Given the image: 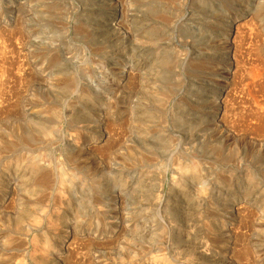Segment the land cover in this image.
Listing matches in <instances>:
<instances>
[{"label":"rangeland","instance_id":"obj_1","mask_svg":"<svg viewBox=\"0 0 264 264\" xmlns=\"http://www.w3.org/2000/svg\"><path fill=\"white\" fill-rule=\"evenodd\" d=\"M111 1L0 0V264H264V119L239 75L220 111L231 49L189 72L230 14L264 64V0Z\"/></svg>","mask_w":264,"mask_h":264},{"label":"bare ground","instance_id":"obj_2","mask_svg":"<svg viewBox=\"0 0 264 264\" xmlns=\"http://www.w3.org/2000/svg\"><path fill=\"white\" fill-rule=\"evenodd\" d=\"M147 1V0H146ZM197 1V0H196ZM205 1V0H204ZM209 1V0H208ZM107 2H108V0H107ZM195 2V1H194ZM21 3L22 2H16L13 6H11V8L10 9H12V11L16 14V19H15V21H14V27L12 28L13 30V33L14 34H16V33H18L19 32V30L23 27V23H24V21H23V17H22V15H21V12L23 11H21L20 12V9H21ZM125 4V3H124ZM197 4V3H196ZM195 4V5H196ZM23 5V4H22ZM109 6H115L116 7V9H117V12L115 13V20H116V25H118L119 27H123L124 29H125V27L127 26V20H126V18L128 17H126L125 18V12H124V5H123V2H122V0H112L109 4H108ZM194 5V4H193ZM183 6V5H182ZM197 8L199 7L200 8V6H196ZM27 8V7H26ZM205 9H207V8H205ZM28 10V9H27ZM48 10V9H47ZM180 10V9H179ZM194 10V9H193ZM6 11V10H5ZM10 11V10H9ZM26 11V10H25ZM24 11V12H25ZM175 12V11H174ZM3 12H0V15L2 14ZM200 13V12H199ZM4 14V13H3ZM176 14V13H175ZM213 14V13H212ZM211 14V15H212ZM229 14V13H228ZM23 15H25V14H23ZM26 15H27V13H26ZM146 16V15H145ZM177 16H178V14H177ZM230 16V19L232 20V25H229V28L228 29H226V31H225V36L226 37H228L229 38V41H228V38H223V37H212L211 36V38H210V40H209V44L208 43H206V42H204V43H201L199 46V48H200V50L202 51V53H203V55L202 56H199V57H197V58H195L194 59V61L192 62V63H190V68H191V70H189V72L191 73L192 72V74H198V75H200L204 70H206V69H210V71L213 69L214 70V66L212 65V61H213V56H212V54H209L208 52H209V50L208 51H205V49H210V47L211 46H218V47H221V48H225V47H227L228 49H231V52H232V55H231V57L229 58V59H224L223 61H225L224 63H225V65H226V69H225V74H226V76L228 75V77H225V78H228V80L229 81H226L225 79V81L226 82H222V85L224 86V89H223V91H222V94H221V101L220 100H218V101H220V106H221V108L222 109H220V111L222 110H224L225 111V108H228V107H230L231 106V101L232 100H234L233 98H234V94H233V92H232V90H231V88H230V85H234V83L236 82L235 80H234V78L236 79V75H239V77H238V83L239 82H241L240 83V87H241V85H242V89L241 88H239V87H237L238 89H241L242 90V93H244V96H242V101H241V97L239 98L240 99V101L242 102V104H246V106H248L249 108H250V112H249V114H248V116H250V117H253L254 118V120H256V119H261V118H263L264 119V64L261 62H254V63H249V64H246V62H245V60L246 59H244L245 58V55L246 54H248V50H247V47H246V49H244V47H243V39H244V37L242 38V40H240V39H238V36H239V30H241V26H242V24H241V22H240V19L239 18H235V16L233 15V14H230L229 15ZM237 16V15H236ZM202 18V17H201ZM26 19V18H25ZM169 19V18H168ZM171 19V18H170ZM8 20V19H7ZM171 20H173V16H172V19ZM56 21H58L57 19H56ZM62 21V20H61ZM64 21V20H63ZM128 21H130V19L128 20ZM23 22V23H22ZM85 22V21H84ZM167 22V21H166ZM202 22L203 23H205L204 25H205V27L206 28H210V29H212V28H218V29H221V30H224V21H223V16L222 15H218V14H216V13H214L212 16H210V19H208V20H202ZM87 23V22H86ZM129 23V22H128ZM8 24V23H7ZM247 24V23H246ZM3 25V23H1V20H0V29H2V26ZM79 25V24H78ZM87 25V32H89V28H91L90 27V23L89 24H86ZM92 25V24H91ZM131 25V24H130ZM203 25V24H202ZM83 26V25H82ZM12 27V26H11ZM86 27V26H85ZM89 27V28H88ZM128 27H129V25H128ZM80 28V27H79ZM83 28V27H82ZM25 29V28H24ZM84 29V28H83ZM92 29V32L94 31V28H91ZM130 29V28H129ZM217 29V30H218ZM244 29H245V27H244ZM86 30V29H85ZM85 30H83V31H85ZM127 30V29H126ZM213 30V29H212ZM248 30V29H247ZM252 29L250 28V31H251ZM91 31V30H90ZM129 31V30H128ZM161 31V30H160ZM27 32V31H26ZM86 32V33H87ZM241 32H243V30L241 31ZM246 32V31H245ZM9 33V32H8ZM85 33V35H87ZM147 33H149L150 34V32H147ZM9 34H11L12 35V33H9ZM13 34V35H14ZM28 34H29V32H28ZM129 34V33H128ZM149 34H147V35H149ZM158 34V33H157ZM217 34V33H216ZM243 34H245V33H243ZM247 34V33H246ZM145 35H146V33H145ZM155 35V34H154ZM165 35V34H164ZM163 35V36H164ZM210 35V34H209ZM218 35V34H217ZM16 36V35H15ZM19 36H21V34L19 35ZM26 36V35H25ZM89 36V35H88ZM150 36V35H149ZM152 36V35H151ZM219 36V35H218ZM255 36V35H254ZM258 36V35H257ZM241 37V36H240ZM239 37V38H240ZM22 38V42H21V45L24 47V45H23V42L24 41H26L27 42V40H24V38L23 37H21ZM90 38V37H89ZM154 38H155V36H154ZM207 38V37H206ZM247 38V37H246ZM264 38V37H263ZM7 39V38H6ZM88 39V38H87ZM150 39H152V38H150ZM250 38H248V41H250L249 40ZM12 40V39H11ZM14 40V39H13ZM21 40V39H20ZM90 40V39H89ZM205 40V39H204ZM207 40V39H206ZM240 40V41H239ZM202 41V40H201ZM200 41V42H201ZM95 42V41H94ZM97 42H99V41H97ZM159 42V41H158ZM196 42V41H195ZM251 42H253V41H251ZM19 43V42H18ZM100 43V42H99ZM103 43V42H102ZM14 44V43H13ZM97 43H95V45H96ZM12 45V44H11ZM27 45V44H26ZM30 45V44H29ZM33 45V44H32ZM31 45V46H32ZM91 45H94L93 43L91 44ZM99 45V44H98ZM245 45V44H244ZM246 46V45H245ZM248 46H250L249 45V43H248ZM20 47V46H19ZM27 47V46H26ZM44 47V46H43ZM42 47V48H43ZM48 47V46H47ZM47 47H45V49L47 48ZM50 47V46H49ZM95 47V46H94ZM99 47V46H98ZM6 48V47H5ZM16 47H14L13 46V48H10V49H15ZM35 48V47H34ZM90 48V47H89ZM215 48V47H214ZM217 48V47H216ZM9 49V50H10ZM41 49V48H40ZM39 49V50H40ZM48 49V48H47ZM47 49H46V51H47ZM95 49H96V47H95ZM227 49V50H228ZM19 50V49H18ZM24 50V49H23ZM51 50H53V49H51ZM93 50H94V48L92 49V52H93ZM211 50V49H210ZM213 50V49H212ZM219 50V49H218ZM217 50V51H218ZM11 51V50H10ZM15 51V50H14ZM36 51V50H35ZM56 51V50H55ZM98 51V50H97ZM215 51V50H214ZM16 52V51H15ZM21 52V51H20ZM33 52V51H32ZM36 52H38V51H36ZM42 52V51H41ZM54 52V51H53ZM198 52V51H197ZM1 53V52H0ZM13 53V52H12ZM11 53V54H12ZM23 53V52H22ZM28 53V52H27ZM40 53V52H39ZM43 53V52H42ZM45 53V52H44ZM50 53V52H49ZM48 53V54H49ZM211 53V52H210ZM37 54V53H36ZM27 55V54H26ZM38 55V54H37ZM47 55V54H46ZM51 55H52V53H51ZM54 55V54H53ZM52 55V56H53ZM49 56V55H48ZM188 56V55H187ZM43 57H44V55H43ZM54 57V56H53ZM55 57H57V56H55ZM59 57V56H58ZM213 57V58H212ZM254 57V56H253ZM253 57H251V58H253ZM22 58V57H21ZM29 59V58H28ZM50 59H51V57H50ZM57 59V58H56ZM41 60V59H40ZM191 60V59H190ZM20 61V60H19ZM53 61H56V60H52V62ZM58 61V60H57ZM253 61V60H252ZM2 62V61H1ZM9 62V63H8ZM129 62V61H128ZM131 62V61H130ZM220 62V61H219ZM222 62V61H221ZM6 64H7V66H6V72H8L9 73V75H11L12 77H14L15 78V76H13L12 75V73H14V71H13V68L14 69H17V68H15L14 67V62L12 61V60H10V61H7V62H5ZM35 63V62H34ZM44 63V62H43ZM51 63V62H50ZM58 63V62H57ZM4 64V63H3ZM40 64V63H39ZM38 64V65H39ZM48 64V63H47ZM128 64V63H127ZM174 64V63H173ZM42 65V64H41ZM133 65V64H132ZM163 65V64H162ZM208 65V66H207ZM166 66H168V65H166ZM218 66V65H217ZM217 66L215 67V68H217ZM16 67H18V66H16ZM19 69L21 70V72H23V73H26L25 72V70H24V68H22L23 67V64H19ZM208 67H210V68H208ZM131 68V67H130ZM166 68V67H165ZM219 68V67H218ZM40 69V68H39ZM122 69V68H121ZM124 69V68H123ZM167 69V68H166ZM201 69V70H200ZM19 70V71H20ZM199 70V71H198ZM13 71V72H12ZM124 71V70H123ZM126 75H128L127 77H126V79H127V81L128 82H130L131 80H133L134 78H136V75H135V73L133 72V70L132 69H130V70H128V69H126ZM209 71V70H208ZM4 72V71H3ZM17 72V71H16ZM20 72V73H21ZM60 73V72H59ZM224 73V72H223ZM22 74V73H21ZM38 74V73H37ZM206 74V73H205ZM36 75V74H35ZM49 75V74H48ZM47 75V76H48ZM216 75H218L217 73H216ZM18 76H20V75H18ZM34 76V75H33ZM63 76V75H62ZM66 76V75H65ZM71 76V75H70ZM142 76V75H141ZM141 76H140V78H141ZM35 77V76H34ZM41 78H42V76H40ZM44 77V76H43ZM56 77H58V76H56ZM55 77V78H56ZM137 77H138V75H137ZM17 78V77H16ZM45 78V77H44ZM47 78V77H46ZM45 78V79H46ZM62 78V77H61ZM61 78H60V80H61ZM221 78V77H220ZM18 79H19V77H18ZM74 79V78H73ZM76 79V78H75ZM50 80V79H49ZM52 80V79H51ZM56 80H57V78H56ZM77 80V79H76ZM223 80V79H222ZM221 80V81H222ZM47 81V80H46ZM14 82V81H13ZM41 82V81H40ZM120 82V81H119ZM118 82V83H119ZM137 82V81H136ZM142 82V81H141ZM12 83V82H11ZM74 83V82H73ZM77 83V82H76ZM75 83V84H76ZM117 83V82H116ZM131 83H133V82H131ZM238 83L236 82L235 83V85L237 84L238 85ZM58 84V83H57ZM62 84H64V81H63V83ZM121 84V83H120ZM139 84V83H138ZM219 84V83H218ZM59 85V84H58ZM77 85L78 84H76V87H77ZM116 85V84H115ZM221 85V84H220ZM226 85V86H225ZM75 86V85H74ZM136 86V85H135ZM138 86V85H137ZM140 86V85H139ZM138 86V87H139ZM239 86V85H238ZM141 87V86H140ZM139 87V88H140ZM11 88V87H10ZM117 89V88H116ZM138 89V88H137ZM135 90V89H134ZM2 92V91H1ZM137 92V91H136ZM221 92V91H220ZM241 92V91H240ZM239 92V94H241ZM38 93V92H37ZM134 93V92H133ZM234 93H235V91H234ZM2 94V93H1ZM239 94H238V96H239ZM157 94H155V96H156ZM237 96V95H236ZM154 97V96H153ZM152 97V98H153ZM159 97V96H158ZM8 98V97H7ZM156 98V97H155ZM219 98V97H218ZM4 99V98H3ZM27 100V99H26ZM153 100V99H152ZM236 100V99H235ZM35 101H37V100H35ZM217 101V102H218ZM7 102V101H6ZM157 102V101H156ZM160 102V101H159ZM158 102V103H159ZM240 102V103H241ZM3 103H5V102H3ZM2 103V104H3ZM33 103V102H32ZM157 103V104H158ZM161 103V102H160ZM35 104V103H34ZM152 104V103H151ZM241 104V105H242ZM6 105V104H5ZM159 105V104H158ZM230 105V106H229ZM233 105V104H232ZM1 106V105H0ZM8 107V106H7ZM169 107V106H168ZM242 107V106H241ZM5 108V107H4ZM238 108V107H237ZM240 108V107H239ZM27 112V111H26ZM25 112V113H26ZM129 112H131V111H129ZM26 115V114H25ZM130 116V115H129ZM252 118V119H253ZM256 118V119H255ZM98 121V120H97ZM258 121V120H257ZM239 123V122H238ZM100 125V124H99ZM42 130V129H41ZM46 130V129H45ZM107 130V129H106ZM36 132V131H35ZM41 132V131H40ZM46 132H48V131H46ZM231 138V137H230ZM94 153V152H93ZM44 167V166H43ZM39 168V167H38ZM45 168V167H44ZM46 170V169H45ZM43 171H44V169L42 170V173H43ZM41 173V174H42ZM49 173V172H48ZM44 174V173H43ZM42 178H43V176H42ZM45 178V177H44ZM43 178V179H44ZM40 181H42V180H40ZM14 185V184H13ZM15 186V185H14ZM14 186H12V187H14ZM11 188V187H10ZM1 189V188H0ZM11 190V189H10ZM9 190V191H10ZM14 191L16 190V189H13ZM5 191V190H4ZM7 191V190H6ZM8 191V192H9ZM17 191V190H16ZM17 194V193H16ZM6 195V194H5ZM16 196V195H15ZM12 197V196H11ZM14 197V196H13ZM5 202V201H4ZM4 204V203H3ZM121 209V208H120ZM5 210V209H4ZM243 212V211H242ZM14 234V233H13ZM18 234V233H17ZM20 235V234H19ZM21 237V236H20ZM65 241V240H64ZM72 243H70V245H71ZM77 246V245H76ZM74 248H76V247H74ZM73 248V249H74ZM82 249V248H81ZM42 252V251H41ZM76 252V251H75ZM73 253V252H72ZM60 255V254H59ZM26 256V255H25ZM70 257V256H69ZM72 257V256H71ZM76 261V260H75Z\"/></svg>","mask_w":264,"mask_h":264}]
</instances>
